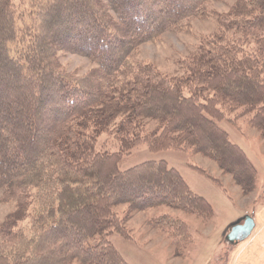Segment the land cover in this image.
<instances>
[{
	"label": "trees",
	"instance_id": "obj_1",
	"mask_svg": "<svg viewBox=\"0 0 264 264\" xmlns=\"http://www.w3.org/2000/svg\"><path fill=\"white\" fill-rule=\"evenodd\" d=\"M15 1L0 0V202L14 201L0 264H128L108 237L126 238L133 213L166 206L209 221L210 204L166 161L121 169L139 144L207 157L242 195L254 190V165L220 123L247 118L264 142V0H232L225 13L208 9L225 0ZM210 13L217 29L180 61L182 74L134 59ZM61 53L95 66L68 71ZM112 134L108 151L98 139ZM150 223L184 255V221Z\"/></svg>",
	"mask_w": 264,
	"mask_h": 264
},
{
	"label": "rangeland",
	"instance_id": "obj_2",
	"mask_svg": "<svg viewBox=\"0 0 264 264\" xmlns=\"http://www.w3.org/2000/svg\"><path fill=\"white\" fill-rule=\"evenodd\" d=\"M20 2L15 1V8ZM231 4L232 0L214 1L208 4V9L210 12L225 13ZM215 29L216 18L210 13L207 18L193 20L186 30L164 33L156 41L143 43L134 59L151 63L168 76L180 75L184 72L179 68L180 61L199 46L201 38L209 36ZM60 62L68 71L78 74L95 66L85 57L70 53H61ZM220 126L228 133L230 141L241 147L254 165L257 172L254 190L248 195H242L231 178L221 174L216 164L207 157L174 150L151 152L145 144L135 146L121 165L122 170L144 161H166L169 167L180 173L194 193L210 204L213 217L203 221L166 206L133 213L125 225L128 234L126 238L117 233L108 237L128 264H264V142L258 132L248 126L247 118L237 119L235 124L222 121ZM153 127V122L147 125L148 129ZM98 141L108 151L117 149L113 134L102 136ZM13 208L14 201L0 202V223ZM124 208L125 205H122L116 210L121 212ZM164 214L184 221L189 227L192 241L181 257L174 255L167 228L155 227L150 223L152 219ZM245 216L254 221L252 233L244 240L229 241L226 233L230 225L239 220L242 222Z\"/></svg>",
	"mask_w": 264,
	"mask_h": 264
},
{
	"label": "water",
	"instance_id": "obj_3",
	"mask_svg": "<svg viewBox=\"0 0 264 264\" xmlns=\"http://www.w3.org/2000/svg\"><path fill=\"white\" fill-rule=\"evenodd\" d=\"M254 229V221L248 217L245 216L241 220L237 221L236 223H233L229 227V231L226 234L227 239L229 241H240L248 238Z\"/></svg>",
	"mask_w": 264,
	"mask_h": 264
},
{
	"label": "bare ground",
	"instance_id": "obj_4",
	"mask_svg": "<svg viewBox=\"0 0 264 264\" xmlns=\"http://www.w3.org/2000/svg\"><path fill=\"white\" fill-rule=\"evenodd\" d=\"M204 175V174H203Z\"/></svg>",
	"mask_w": 264,
	"mask_h": 264
}]
</instances>
